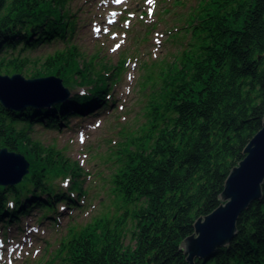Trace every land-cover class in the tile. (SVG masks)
Masks as SVG:
<instances>
[{"label": "trees", "instance_id": "16d2710c", "mask_svg": "<svg viewBox=\"0 0 264 264\" xmlns=\"http://www.w3.org/2000/svg\"><path fill=\"white\" fill-rule=\"evenodd\" d=\"M65 4L0 0L1 75L23 73L36 62L25 53L74 33L76 21L63 13ZM185 26L173 36L190 33V44L161 83L152 75L144 78L146 89L159 86V93L149 95L146 121L133 138L134 131L121 130L109 156L113 171L106 180L120 212L73 228L45 264H188L183 240L200 216L220 205L230 170L262 128L264 0H200ZM82 57L70 45L38 59L42 65L27 72L32 79L59 76L71 90L87 88L85 94H70L49 107L0 103V148L24 155L30 164L19 183L0 185V222L7 226L35 207L43 212L40 221L55 220L58 204L75 209L86 195L80 164L31 137L37 124L60 130L70 117L115 104L107 93L120 82L127 60L115 67L98 56L81 65ZM60 179H70L66 191ZM130 224L133 242L126 245ZM196 264H264V185L262 200L240 216L230 246Z\"/></svg>", "mask_w": 264, "mask_h": 264}, {"label": "rangeland", "instance_id": "374dc122", "mask_svg": "<svg viewBox=\"0 0 264 264\" xmlns=\"http://www.w3.org/2000/svg\"><path fill=\"white\" fill-rule=\"evenodd\" d=\"M199 3L200 0H152L151 3L149 0H120L119 3L117 0H66L63 13L67 11L75 19L74 33L25 53L24 57L36 61L19 73L26 79H32L27 70L42 65L38 59L46 61L70 45L78 46L82 52L81 65L101 56L106 64L115 67L125 59L127 67L120 82L107 93L114 105L109 103L93 115L70 117L67 123H61L60 130L35 125L32 139L64 151L83 168L82 189L86 195L75 209L65 203L58 204V213L52 215L55 220L40 221L43 212L35 207L8 226L0 222V264H45L73 228L81 230L96 218L120 212L107 182L113 171L109 156L117 149L121 130L134 131L133 138L146 121L149 95L155 90L159 93V86L147 90L144 78L152 75L156 83H161L160 78L167 75L175 58L188 48L190 33L173 35L186 27V20ZM86 90L85 87L69 88L71 94H85ZM2 179L11 181L12 177ZM64 180L57 183L66 191L71 181ZM128 230L124 243L132 245L131 224Z\"/></svg>", "mask_w": 264, "mask_h": 264}, {"label": "water", "instance_id": "95a60500", "mask_svg": "<svg viewBox=\"0 0 264 264\" xmlns=\"http://www.w3.org/2000/svg\"><path fill=\"white\" fill-rule=\"evenodd\" d=\"M69 88L59 76L26 79L21 74H0V103L21 109L45 107L64 100ZM244 159L233 167L219 196L220 205L194 223V233L186 237L181 249L188 264L205 260L220 248L230 246L238 234L240 216L255 201L263 198L264 185V118L262 128L243 151ZM24 155L0 148V185L19 183L29 173ZM12 177L11 181L2 178Z\"/></svg>", "mask_w": 264, "mask_h": 264}, {"label": "snow or ice", "instance_id": "6c2138e0", "mask_svg": "<svg viewBox=\"0 0 264 264\" xmlns=\"http://www.w3.org/2000/svg\"><path fill=\"white\" fill-rule=\"evenodd\" d=\"M117 2L119 3L120 2V0H117ZM152 2V0H149V3H151ZM97 31H99V29H97ZM120 47V44H117L116 45V48H119Z\"/></svg>", "mask_w": 264, "mask_h": 264}]
</instances>
